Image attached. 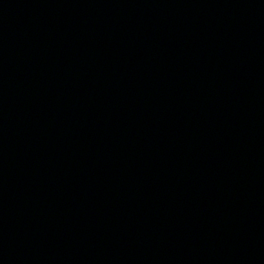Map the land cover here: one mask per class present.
I'll return each mask as SVG.
<instances>
[{
	"label": "water",
	"instance_id": "water-1",
	"mask_svg": "<svg viewBox=\"0 0 264 264\" xmlns=\"http://www.w3.org/2000/svg\"><path fill=\"white\" fill-rule=\"evenodd\" d=\"M0 264H264V0H0Z\"/></svg>",
	"mask_w": 264,
	"mask_h": 264
}]
</instances>
